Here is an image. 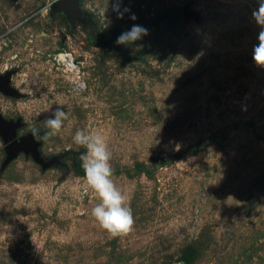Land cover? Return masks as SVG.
Returning <instances> with one entry per match:
<instances>
[{
    "label": "rangeland",
    "instance_id": "obj_1",
    "mask_svg": "<svg viewBox=\"0 0 264 264\" xmlns=\"http://www.w3.org/2000/svg\"><path fill=\"white\" fill-rule=\"evenodd\" d=\"M0 0V116L40 130L44 168L0 137V264H264V67L258 0ZM187 7V16L182 8ZM100 9H108L101 16ZM136 19H131L132 15ZM134 24L148 35L118 36ZM68 52L85 87L54 56ZM67 120L45 141L44 121ZM78 130L103 135L135 219L112 238L91 216Z\"/></svg>",
    "mask_w": 264,
    "mask_h": 264
},
{
    "label": "clouds",
    "instance_id": "obj_2",
    "mask_svg": "<svg viewBox=\"0 0 264 264\" xmlns=\"http://www.w3.org/2000/svg\"><path fill=\"white\" fill-rule=\"evenodd\" d=\"M123 0H112V11L117 18L122 19L130 9L121 10ZM108 9H100V15L105 16ZM252 17L261 28L258 34V44L253 48V61L258 67H264V0H258V7L253 11ZM131 19H136L133 14ZM148 29L134 24L129 30L122 32L117 40L118 45H132L147 36ZM66 112L57 107L44 121L47 131L41 137L47 141L56 137L62 130ZM34 136H40V130L32 129ZM73 142L85 149L81 155L85 192L91 190L96 194L98 203L91 209V216L99 227L112 238L124 237L134 230L135 219L126 195L117 187L113 180L114 169L111 164L112 153L105 137L99 133L78 130L73 136Z\"/></svg>",
    "mask_w": 264,
    "mask_h": 264
},
{
    "label": "water",
    "instance_id": "obj_3",
    "mask_svg": "<svg viewBox=\"0 0 264 264\" xmlns=\"http://www.w3.org/2000/svg\"><path fill=\"white\" fill-rule=\"evenodd\" d=\"M51 10L62 9L66 11L68 19L74 21L75 19L81 20V15L78 11L77 3L75 0H53L49 5ZM187 7L182 8L183 16H187ZM10 73H4L0 75V91L5 94L14 95L15 92L12 88L7 86L8 77ZM20 122L18 120H5L0 116V137L4 145L6 153L4 162H8L12 159L18 151L29 153L32 160L40 165L42 168L52 164L58 163V158L63 154L52 157L48 160H43L37 150V142L34 140L33 133H27L19 137H15L16 129L19 127Z\"/></svg>",
    "mask_w": 264,
    "mask_h": 264
},
{
    "label": "built area",
    "instance_id": "obj_4",
    "mask_svg": "<svg viewBox=\"0 0 264 264\" xmlns=\"http://www.w3.org/2000/svg\"><path fill=\"white\" fill-rule=\"evenodd\" d=\"M57 64H61L65 71L70 73L71 88L74 90H81L85 87L83 79L79 77V69L73 57L68 52H59L54 56Z\"/></svg>",
    "mask_w": 264,
    "mask_h": 264
}]
</instances>
